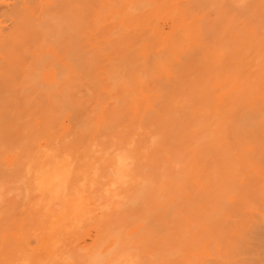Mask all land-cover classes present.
I'll use <instances>...</instances> for the list:
<instances>
[{"label": "bare ground", "instance_id": "bare-ground-1", "mask_svg": "<svg viewBox=\"0 0 264 264\" xmlns=\"http://www.w3.org/2000/svg\"><path fill=\"white\" fill-rule=\"evenodd\" d=\"M0 264H264V0H0Z\"/></svg>", "mask_w": 264, "mask_h": 264}, {"label": "rangeland", "instance_id": "rangeland-1", "mask_svg": "<svg viewBox=\"0 0 264 264\" xmlns=\"http://www.w3.org/2000/svg\"><path fill=\"white\" fill-rule=\"evenodd\" d=\"M83 90H84V89H82V92H83V93H80V92H81V91H80L79 94H84V95L86 94L85 96H82V98H84V100H87V94H88V93H87V89L84 90L85 92H84ZM77 92H78V91H77ZM77 92H76V96H77ZM79 94H78V95H79ZM77 97H78V96H77ZM80 97H81V96L79 95V98H80ZM82 98H81V99H82ZM84 100H82V101H84ZM87 101H88V103H89V97H88V100H87ZM87 101H85V102H87ZM88 103H87V104H88ZM84 239H85V238H84ZM88 239L90 240V238H88V237H87L85 240H86L87 242H90L91 240L89 241ZM86 241H85V242H86Z\"/></svg>", "mask_w": 264, "mask_h": 264}]
</instances>
